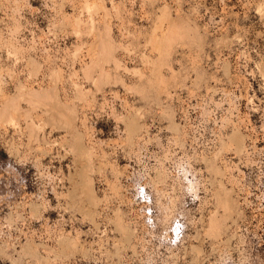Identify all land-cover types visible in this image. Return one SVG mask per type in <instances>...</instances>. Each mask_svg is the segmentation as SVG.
<instances>
[{
  "label": "rangeland",
  "instance_id": "374dc122",
  "mask_svg": "<svg viewBox=\"0 0 264 264\" xmlns=\"http://www.w3.org/2000/svg\"><path fill=\"white\" fill-rule=\"evenodd\" d=\"M0 264H264V0H0Z\"/></svg>",
  "mask_w": 264,
  "mask_h": 264
}]
</instances>
